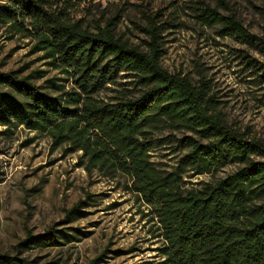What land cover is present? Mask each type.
I'll return each instance as SVG.
<instances>
[{
  "label": "trees",
  "instance_id": "obj_1",
  "mask_svg": "<svg viewBox=\"0 0 264 264\" xmlns=\"http://www.w3.org/2000/svg\"><path fill=\"white\" fill-rule=\"evenodd\" d=\"M77 1L84 0H0V25L35 39L38 51L73 83L65 91L53 82L62 93L52 97L14 73L0 74V126L48 134L57 146L81 152L89 171L125 177L127 189L158 224L163 247L155 264H264V161L255 160H264V143L229 128L204 85L196 87L163 69L160 28L147 31L146 53L115 38L111 23L98 33L82 29L72 19ZM216 1L215 8L197 6L203 24L263 45L234 13H220L229 10L227 0ZM258 10L264 16V8ZM121 73L134 79L133 89L105 99L107 85L117 84ZM5 83L11 90H1ZM166 127L197 135L177 142L189 149L184 165L198 175L231 164L243 167L217 182L184 189L177 172L162 176L150 161L151 136ZM78 207L68 219L81 214ZM59 239L73 237L52 228L20 246L34 240L41 247L59 246ZM0 264L32 263L6 253L0 254Z\"/></svg>",
  "mask_w": 264,
  "mask_h": 264
},
{
  "label": "rangeland",
  "instance_id": "obj_2",
  "mask_svg": "<svg viewBox=\"0 0 264 264\" xmlns=\"http://www.w3.org/2000/svg\"><path fill=\"white\" fill-rule=\"evenodd\" d=\"M202 3L218 5L216 0H84L77 1L72 19L92 33L111 23L115 38L146 53L151 40L147 31L157 26L163 69L196 87L204 85L229 128L264 143V16L258 10L264 8V0H227L229 10H219L225 16L234 13L263 45L246 44L223 35L221 26L203 24L196 10ZM50 61L44 51H38L35 39L0 25V74L14 73L57 97L62 92L53 88V82L65 91L73 83ZM124 75L117 84L107 85L105 99L133 89L129 82L134 79ZM1 90L11 88L5 83ZM151 137L150 161L162 176L177 172L184 189L217 182L243 167L231 164L198 175L184 165L189 149L177 142L198 139L197 135L166 127ZM69 148L57 146L48 134L0 126V254L18 255L32 264L160 262L163 241L151 209L127 189L125 177L89 171L82 153ZM77 205L81 214L68 219ZM52 228L73 239H59V246L41 247L36 239L20 246Z\"/></svg>",
  "mask_w": 264,
  "mask_h": 264
}]
</instances>
